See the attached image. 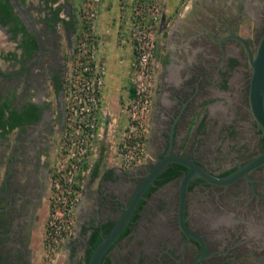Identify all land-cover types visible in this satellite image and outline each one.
<instances>
[{"label": "flooded vegetation", "instance_id": "obj_1", "mask_svg": "<svg viewBox=\"0 0 264 264\" xmlns=\"http://www.w3.org/2000/svg\"><path fill=\"white\" fill-rule=\"evenodd\" d=\"M5 1L13 17L3 16L6 21H0V264H30V237L49 180L51 137L60 122L48 92L51 89L59 99L62 89L57 84L63 82L64 70L62 48L75 18L65 0H37L36 4L30 0ZM239 3V13L254 21L255 28L249 34L230 29L221 17L213 16V27L207 28L202 14L189 20L183 13L164 29L159 22L150 59L153 88L145 143L152 157L126 169H101L100 163L95 171L94 166L88 167L87 173L97 179V186L83 189L81 199L87 202L91 198L88 208L78 204L85 247L91 228L114 222L152 162L165 153L189 156L211 173L224 175L264 149V134L248 102L246 120L236 119L232 124L224 109L218 111L217 106L204 100L212 91L249 80L250 65L247 60L243 67L242 61L247 59L246 50L232 35L242 37L254 53L256 46L249 37L258 36L256 25L264 20V0ZM185 22L196 30L188 32ZM220 24L226 25V33L215 36ZM8 40L12 45L4 49L3 43ZM12 108L15 111L9 115ZM211 116L220 124L217 132ZM3 118L6 122L2 124ZM19 118L28 120L10 126ZM239 137L247 141L243 143ZM218 149L219 157L215 155ZM177 164L166 162L142 192L123 226L128 228L127 233L121 237L118 234L105 253L111 264L107 253L129 236L143 214L151 211L158 218L138 232L139 263L192 264L200 245L194 237H186L177 222L178 182L187 169ZM174 172L178 173L166 178ZM248 175L251 180L241 176L225 185L206 182L199 176L188 180L184 223L203 240L202 254L193 264H264V163ZM174 180L178 182L172 190L168 183ZM113 183L119 185L111 188Z\"/></svg>", "mask_w": 264, "mask_h": 264}, {"label": "rangeland", "instance_id": "obj_2", "mask_svg": "<svg viewBox=\"0 0 264 264\" xmlns=\"http://www.w3.org/2000/svg\"><path fill=\"white\" fill-rule=\"evenodd\" d=\"M33 4L38 3L37 0H30ZM71 6V11L74 15L75 21L72 27V32L69 35L68 41L62 48L64 70L62 73V90L59 92V99L57 95L49 89L48 95L50 96V105L55 106L57 116L60 117V122L54 128V134L51 137V154L49 161V175L50 172L56 167L64 164V149L67 148V139L62 140V133L64 129L70 132L71 140L77 134L76 129L80 132L81 127L78 126V119L85 120L86 115L80 118L76 117L72 111H69V106L73 108L78 104V98L83 96L82 90H86V86L95 85L96 75L99 79V87L97 91L98 100L96 108L94 109L93 120L97 125V134L90 140V149L86 159V165L89 167L93 164L96 158H101V169L110 166H118L116 155L115 140L121 125L124 123L123 107L124 101L122 94L125 92L127 85H129L130 78L134 74L135 61V40L132 37L130 25L133 21L138 20L141 16L145 19L154 17L152 23L153 34L155 35L160 25L166 28L168 23L175 21L179 16L185 13V18H195L197 14H202L206 20L207 28H212L214 25L213 16L221 17L227 23L230 29H240L241 33H250L254 30V21L251 18L239 13L240 3L239 0H65ZM151 6H153L151 8ZM189 9L186 10V8ZM186 10V12H185ZM212 15V16H211ZM193 16V17H192ZM160 20V21H159ZM257 22V21H256ZM258 30L253 39L252 45L256 46L264 28V20L257 23ZM185 28L190 31L196 30L194 27L186 26ZM226 33V25H219V31L215 36L223 35ZM208 36V32L204 33ZM209 37V36H208ZM162 36L160 37V39ZM214 44V43H213ZM12 45L11 40L3 43V48H10ZM1 50V48H0ZM86 64V69L80 67ZM126 63L120 66L117 72H123L125 77L122 76L121 82L117 90V101L111 102L109 99L113 95L107 94L110 82L105 75L113 67L112 64L117 62ZM243 67L246 66L247 59L243 58ZM75 66H77L75 68ZM109 69V70H108ZM89 70V72L87 71ZM86 71V74L83 73ZM150 72V71H149ZM113 73H111L112 75ZM106 76V77H107ZM114 76V75H112ZM93 81V82H90ZM115 83V84H116ZM112 84V83H111ZM247 87L248 82H234L221 91H212L210 97L205 96L204 100L208 104L215 105L225 110L226 116L234 120L238 119L245 121L247 118ZM109 92V91H108ZM80 93V94H79ZM110 93V92H109ZM60 101V102H59ZM86 103V102H85ZM86 105V104H84ZM207 105V104H206ZM78 109H76L77 111ZM70 113V115H68ZM149 115L147 116V121ZM213 128L216 132L220 128V124L214 119L213 116L209 118ZM149 124V123H148ZM147 124V130H148ZM237 130V127H236ZM147 134V133H146ZM147 136V135H146ZM243 143L247 141L245 138H240ZM238 139V140H239ZM232 142H235L233 138ZM233 144V143H232ZM243 145V144H242ZM238 148V147H237ZM235 148V149H237ZM61 149V150H60ZM234 149V150H235ZM146 155L143 162L152 157V150L148 149L145 145ZM212 153L214 151H211ZM221 150H216L215 155L220 156ZM99 155V156H98ZM98 156V157H97ZM57 162V164H56ZM126 169V168H125ZM50 177V176H49ZM178 180L171 183L172 190L177 187ZM167 184V185H168ZM109 185V184H108ZM111 188H116L118 183H113ZM92 189L97 186V179L85 173L81 178V188L79 195L74 203L73 211L71 214L72 232L63 242L60 243L58 248L53 254L46 252L43 246V232L49 215V200L52 192V184L50 178L47 183V190L44 198V203L38 213V219L34 222V227L30 237L31 258L30 264H86L84 257L85 249V236L81 232L79 226L81 221V214L79 210V202L88 208L89 200L85 202L82 198L83 189ZM166 188V185L159 190ZM126 195L130 193L131 187L126 189ZM159 191V192H160ZM158 192V193H159ZM205 192V189L200 190ZM190 201V200H189ZM158 217L154 216V211L148 212L141 216L139 223L133 228L129 236L125 237L121 243H118L107 254L113 264H140V257L137 256V250H140V228L144 227L155 221ZM138 257V258H137Z\"/></svg>", "mask_w": 264, "mask_h": 264}, {"label": "built area", "instance_id": "obj_3", "mask_svg": "<svg viewBox=\"0 0 264 264\" xmlns=\"http://www.w3.org/2000/svg\"><path fill=\"white\" fill-rule=\"evenodd\" d=\"M153 20V16L150 19L141 16L130 25L132 37L135 40L136 54L133 62L135 70L129 85L122 94L125 117L114 142L115 158L118 166L122 168L141 164L146 155L148 106L153 88L149 72L154 41L151 23ZM79 65L78 68L84 70L87 68L86 64L82 66L81 61ZM94 82V86L92 84L86 86V90L80 92L83 96L78 98V104L74 108L72 105L69 106L71 114L73 113L78 118L86 115L88 119L82 121L78 119V126L80 125L81 130L79 132L76 129L77 134L72 140L70 132L64 129L62 140L66 138V146H68L64 149L65 161L63 165L56 166L49 175L52 192L49 200V215L43 232V246L50 255L56 251L63 240L71 235L73 206L80 192L81 178L88 172L86 159L90 149V140L97 134V125L93 120V112L98 100L99 79L97 75Z\"/></svg>", "mask_w": 264, "mask_h": 264}, {"label": "water", "instance_id": "obj_4", "mask_svg": "<svg viewBox=\"0 0 264 264\" xmlns=\"http://www.w3.org/2000/svg\"><path fill=\"white\" fill-rule=\"evenodd\" d=\"M238 39L246 50L248 64L250 65V74L248 80V106L251 115L256 122L261 133L264 134V30L259 36L254 53H251L245 40L237 35H232ZM168 161H176L187 167L186 171L181 175L178 182L177 193V222L180 229L186 237H194L200 247L195 255L194 260L202 254L203 240L199 234L189 229L184 223V198L186 184L193 176H199L206 182L225 185L235 181L239 177H244L251 180L248 172L264 163V149L250 156L246 161L236 167L234 170L224 175H217L208 171L203 165L193 160L191 157L183 154L165 153L159 158H156L151 167L146 171L142 180L138 183L133 190L128 201L123 207L122 212L114 220L111 227L105 235H103L97 244L92 248L86 264H100L102 254L113 243L116 236L120 233L123 226L127 222L133 208L135 207L138 199L141 197L142 192L146 186L151 182L156 173Z\"/></svg>", "mask_w": 264, "mask_h": 264}, {"label": "trees", "instance_id": "obj_5", "mask_svg": "<svg viewBox=\"0 0 264 264\" xmlns=\"http://www.w3.org/2000/svg\"><path fill=\"white\" fill-rule=\"evenodd\" d=\"M0 12H3V13H0V21L2 23L6 21V17H3V16H9V17L11 16V18L13 17L11 15V13H10L9 4L5 0L4 1L0 0ZM10 30L13 31L14 30V27H10ZM83 73L86 74V71H83ZM57 85H58L57 86L58 88H61V89L63 88L61 82H58ZM14 111H15L14 108L9 109L8 110L9 115H11V113H13ZM1 114H2V110L0 109V115ZM34 117H37V114H35ZM23 120H28V118H25V119L24 118H22V119L19 118V120L15 121L13 123H10V126L13 125L14 123H20ZM5 122H6V119L3 118L2 119V124L5 123ZM263 139H264V136H263ZM98 163H99V160H97L96 162H94L91 165V166H94V168L92 169V171H95L97 169ZM177 165L179 167H183V169L186 168V166H184V165H182L180 163H178ZM177 173L178 172H174V173L170 174L169 176H166V178L171 177V176H174ZM166 178H164V179H166ZM164 179L160 180L159 182L164 181ZM132 217H133V219H136L137 215L135 214ZM112 223H113V221L112 220H109L108 222L105 223V225L103 227L101 226V228L99 226H94V227L91 228V231L89 232V234L86 237V245L87 246L85 247L84 257H83L85 259V261H87L89 255H90V252L92 250V248L97 244V242L100 240V238L107 233V231L111 227ZM100 231H101V233H100ZM127 231H128V228H123L120 231L118 237H121V236L125 235L127 233ZM107 250H108V248L102 254L100 264H111L110 261H109V259L105 255V253L107 252Z\"/></svg>", "mask_w": 264, "mask_h": 264}, {"label": "crops", "instance_id": "obj_6", "mask_svg": "<svg viewBox=\"0 0 264 264\" xmlns=\"http://www.w3.org/2000/svg\"><path fill=\"white\" fill-rule=\"evenodd\" d=\"M114 65V66H113ZM124 65H126V63H121V62H117V63H115V64H112V66L113 67H109V69H114V71L112 72L111 70H109L110 72L108 73V76L107 75H105V80H103V82H107L106 80H107V78L109 79V81L108 82H110V85H109V88H107V89H109L108 91L110 92H108V91H106L105 90V92H106V95L107 94H110V95H113L114 94V97L113 96H111L110 97V101L111 102H113V101H117V90H118V87H119V84H117L116 82H121L122 80H121V78H122V76L123 77H125V74L123 73V72H117L119 69H120V66H123V67H125ZM111 73H113L112 75H114V76H112L111 75ZM107 76V77H106ZM112 83V84H111ZM116 83V84H115ZM111 93H113V94H111ZM99 156V155H98ZM97 156V157H98ZM96 159H98L99 160V163H100V167L102 166L101 165V158H96ZM91 167V166H90ZM109 167H113V166H110L109 165ZM109 167H107V168H109Z\"/></svg>", "mask_w": 264, "mask_h": 264}]
</instances>
